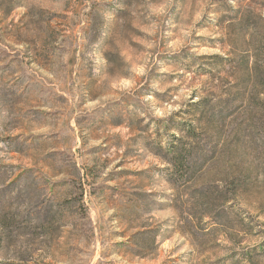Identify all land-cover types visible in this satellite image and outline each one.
Wrapping results in <instances>:
<instances>
[{"label":"rangeland","instance_id":"374dc122","mask_svg":"<svg viewBox=\"0 0 264 264\" xmlns=\"http://www.w3.org/2000/svg\"><path fill=\"white\" fill-rule=\"evenodd\" d=\"M0 264H264V0H0Z\"/></svg>","mask_w":264,"mask_h":264},{"label":"trees","instance_id":"16d2710c","mask_svg":"<svg viewBox=\"0 0 264 264\" xmlns=\"http://www.w3.org/2000/svg\"><path fill=\"white\" fill-rule=\"evenodd\" d=\"M184 130L188 137H193L196 133L194 128L190 125L186 127V129H183V131ZM181 139L182 138H177L176 142L168 143L162 156L171 166L172 174L186 176L190 174L192 176L194 175L196 164L193 154L194 146L181 141ZM157 154H161V151L157 152Z\"/></svg>","mask_w":264,"mask_h":264}]
</instances>
